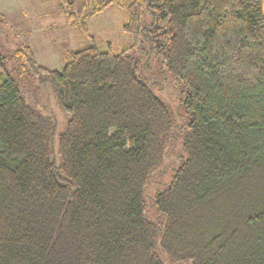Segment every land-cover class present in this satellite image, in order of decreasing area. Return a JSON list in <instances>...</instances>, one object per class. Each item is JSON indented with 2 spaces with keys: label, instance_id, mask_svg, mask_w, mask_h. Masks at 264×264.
Here are the masks:
<instances>
[{
  "label": "trees",
  "instance_id": "trees-1",
  "mask_svg": "<svg viewBox=\"0 0 264 264\" xmlns=\"http://www.w3.org/2000/svg\"><path fill=\"white\" fill-rule=\"evenodd\" d=\"M58 3L90 46L59 71L28 46L11 68L0 55V264H264V0ZM111 5L131 38L119 53L86 23ZM150 58L180 87L178 124L143 75ZM33 76L69 116L58 163L52 117L16 80Z\"/></svg>",
  "mask_w": 264,
  "mask_h": 264
},
{
  "label": "rangeland",
  "instance_id": "rangeland-1",
  "mask_svg": "<svg viewBox=\"0 0 264 264\" xmlns=\"http://www.w3.org/2000/svg\"><path fill=\"white\" fill-rule=\"evenodd\" d=\"M124 21V12L116 5H111L86 20L89 35L95 39L98 49L106 50L109 43L112 52L119 53L131 43L130 36L121 30ZM90 44L88 37L65 22L58 0H0V55L5 58L9 68L13 64L11 55L20 45L32 49L37 65L47 70L59 71L67 51H76ZM138 54L132 56L138 57ZM149 65L150 68L142 70L143 75L150 81L154 94L168 106L174 122L178 124L176 113L179 110L180 87L172 78L157 69L152 58L149 59ZM16 80L31 104L41 113L52 117L55 123L53 151L55 162L58 163L56 140L64 131L69 116L57 105L53 86L46 77H42L41 81L37 76ZM167 150L161 167L147 182L145 199L149 206V218L156 217L150 198L156 190L162 189L171 177V168L176 165L177 155L181 152L180 140L172 139V144L168 145Z\"/></svg>",
  "mask_w": 264,
  "mask_h": 264
}]
</instances>
